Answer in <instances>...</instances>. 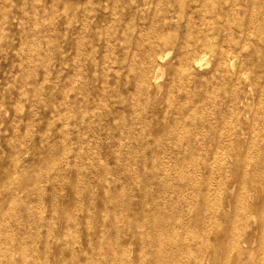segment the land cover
<instances>
[{
    "label": "rangeland",
    "instance_id": "1",
    "mask_svg": "<svg viewBox=\"0 0 264 264\" xmlns=\"http://www.w3.org/2000/svg\"><path fill=\"white\" fill-rule=\"evenodd\" d=\"M0 264H264V0H0Z\"/></svg>",
    "mask_w": 264,
    "mask_h": 264
},
{
    "label": "bare ground",
    "instance_id": "2",
    "mask_svg": "<svg viewBox=\"0 0 264 264\" xmlns=\"http://www.w3.org/2000/svg\"><path fill=\"white\" fill-rule=\"evenodd\" d=\"M203 61H204L203 59H199V60L196 62V64H197V65H200V64L203 63Z\"/></svg>",
    "mask_w": 264,
    "mask_h": 264
}]
</instances>
